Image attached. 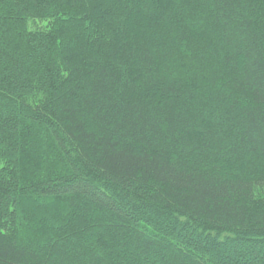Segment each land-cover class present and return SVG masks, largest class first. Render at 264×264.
<instances>
[{
    "label": "trees",
    "instance_id": "1",
    "mask_svg": "<svg viewBox=\"0 0 264 264\" xmlns=\"http://www.w3.org/2000/svg\"><path fill=\"white\" fill-rule=\"evenodd\" d=\"M0 264H264V0H0Z\"/></svg>",
    "mask_w": 264,
    "mask_h": 264
}]
</instances>
